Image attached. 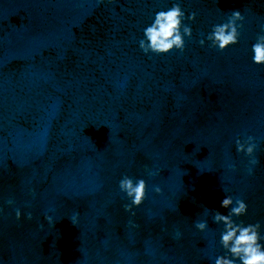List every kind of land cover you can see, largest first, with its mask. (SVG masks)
Segmentation results:
<instances>
[{
    "label": "clouds",
    "instance_id": "obj_1",
    "mask_svg": "<svg viewBox=\"0 0 264 264\" xmlns=\"http://www.w3.org/2000/svg\"><path fill=\"white\" fill-rule=\"evenodd\" d=\"M103 3L104 0H99ZM112 2V0H109ZM196 12L190 13L185 17V11L181 8L180 3L174 2L168 10H161L154 16L153 22L143 29V38L138 41V46L144 54L163 55L173 50H178L181 54L185 51V37L189 40L192 38L193 30L190 25L184 24L183 21L187 18L189 21H195ZM245 17L240 11H233L227 21L222 24L213 25L212 31L207 35L206 39L209 42L208 47L223 52L229 46L239 42L241 30L243 29L242 22ZM264 31V29H262ZM199 44L205 45V39H200ZM254 52L253 61L257 65H264V34H259L256 38V43L252 46ZM236 150L238 153H243L248 158V166L246 172L248 175H253L254 166L260 163L255 152L258 148L257 138L248 135L247 132L239 134L235 140ZM229 170L235 172L237 167L235 164L228 165ZM162 169L158 166L155 170L144 166V172L149 177L160 175ZM119 189L125 193L130 203L123 205L126 212L136 215L134 208H138L143 204L147 196L148 185L145 179H136L128 175H124L119 181ZM157 194H162V189L159 186L154 187ZM29 195L35 199L36 190L29 189ZM6 203L9 206L14 205V199L9 198ZM30 206V205H29ZM221 207L229 209L227 215L221 214L219 211L212 210L213 221L217 224L223 223L224 230L221 233V245L226 250L227 255L219 256L215 260V264H236L239 260L240 264H264V245L260 243L264 237L260 235V223L248 224L245 226L243 221L236 223L233 217H241L247 213V204L242 198L225 196L221 201ZM0 213H3V208L0 207ZM16 220L21 219V211L15 209ZM27 220L33 219L32 212L26 214ZM79 213H74L69 217L73 225L78 223ZM44 219L49 227H55L56 221L53 217L44 214ZM128 226L131 228H139L133 220L128 221ZM195 227L200 231H205L208 227L206 221H198ZM39 228L43 230L44 225L40 224ZM181 237L180 231L175 232V239Z\"/></svg>",
    "mask_w": 264,
    "mask_h": 264
}]
</instances>
